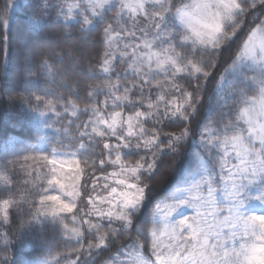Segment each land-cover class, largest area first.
<instances>
[{"label":"snow or ice","instance_id":"1","mask_svg":"<svg viewBox=\"0 0 264 264\" xmlns=\"http://www.w3.org/2000/svg\"><path fill=\"white\" fill-rule=\"evenodd\" d=\"M0 46V108L40 126L0 147V264H264V0H6ZM186 143V179L157 196Z\"/></svg>","mask_w":264,"mask_h":264},{"label":"trees","instance_id":"2","mask_svg":"<svg viewBox=\"0 0 264 264\" xmlns=\"http://www.w3.org/2000/svg\"><path fill=\"white\" fill-rule=\"evenodd\" d=\"M6 0H0V8H3ZM26 0H17V3H25ZM29 27V20L27 13L16 9V23L10 32V46H9V61H10V70H9V81L12 84H17L19 82V66H20V56L19 52L21 46L27 38ZM78 28V26H77ZM75 32L76 30L73 29ZM92 39H98L96 33H93ZM2 47V46H0ZM96 47H99L97 44ZM227 53L225 57L227 58ZM3 61V52L0 51V62ZM224 61L221 62V67H223ZM90 83L92 81H89ZM211 83L209 84V91L211 90ZM103 99V97H101ZM205 99H207V93H205ZM204 115V106L201 107L200 111L197 113L193 121V131L198 133V122H202V117ZM68 117L64 118L65 125L67 124ZM87 116L82 115L79 121L86 120ZM181 125L171 124L165 131H170L177 129ZM61 127V124H56L51 129L43 130L45 134L48 135L49 139L54 144H64L68 145L73 143L69 139L68 135H65L62 131H57ZM40 131V126L30 118L26 119L18 107H9L7 109L0 108V147H2L3 142L7 140L9 143H16L17 141H23L27 144H34L36 142L37 133ZM75 133V126L70 129L69 134ZM191 150V145L186 143L182 146L181 153L179 156H164L160 168L157 170L156 175L152 178V191L157 194V196H163L166 193L172 191L178 185L182 184L186 179V166L184 164L185 153ZM143 154V153H141ZM10 158V157H8ZM127 158H138V157H126ZM105 171H111V168L108 167ZM99 174V170L97 172ZM23 179V177H20ZM3 229L0 228V231ZM47 239L53 245L55 250L60 252L70 251L71 247L74 245H68L65 241L60 238L58 235L52 234L49 232ZM121 240H124V237H121ZM115 245L113 246V248ZM25 253L27 255L36 256L39 255V252L33 249H26ZM108 253H103L96 261V264H101L103 259H107ZM61 264H64V261L61 260Z\"/></svg>","mask_w":264,"mask_h":264},{"label":"rangeland","instance_id":"3","mask_svg":"<svg viewBox=\"0 0 264 264\" xmlns=\"http://www.w3.org/2000/svg\"><path fill=\"white\" fill-rule=\"evenodd\" d=\"M183 211H184V214H189V210L185 209Z\"/></svg>","mask_w":264,"mask_h":264}]
</instances>
